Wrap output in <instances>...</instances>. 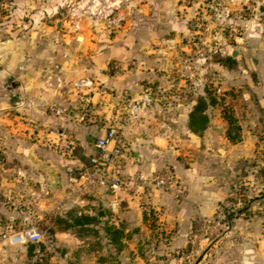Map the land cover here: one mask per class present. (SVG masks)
I'll list each match as a JSON object with an SVG mask.
<instances>
[{
	"label": "rangeland",
	"instance_id": "rangeland-1",
	"mask_svg": "<svg viewBox=\"0 0 264 264\" xmlns=\"http://www.w3.org/2000/svg\"><path fill=\"white\" fill-rule=\"evenodd\" d=\"M263 9L264 0H0V67L9 70L13 65L19 84L25 81L30 85L15 95L8 94L6 109L12 108L6 115L12 123L6 127L32 132L27 145L14 153L0 148V181L7 162L20 168L7 179H16L19 197L13 198V194L3 199L4 207L14 214L3 215L0 222L6 220L9 233L13 226L22 232L37 228L43 234L40 242L24 249L27 264H199L206 246L195 242L175 247V223L151 196L162 191L176 203L185 200L187 190L176 169L171 164L151 168L141 163L139 168L128 169L122 165L126 146H121L117 166L123 177L154 178L163 172L175 177L170 189L136 180L122 192L136 202L143 218L141 227L126 234L134 247L124 244L123 250H118L109 244L100 229L103 224L84 231L67 230L56 222L68 213H89L92 208L93 213L111 211L103 221L109 219L116 225L110 204L80 208L71 201L76 197L65 180L66 159L56 152L53 140L60 130H67L79 154L82 131L76 133L75 124L84 130L82 137L94 149L87 155L95 154L97 139L108 129L107 119L120 115L126 125V107L146 87L161 91L151 108L161 120L171 118L179 103L175 97L192 96L194 108L201 99L216 100L207 110L208 129L194 133L199 155L194 161L182 162L185 167L193 166L199 175L203 167L210 168L212 176L223 181L221 189L229 194L219 203L218 215L207 222L216 227L205 228L203 234L215 238L229 232L234 220H240L253 224L264 237V115L256 114L262 104L245 80L255 60L252 51H264ZM94 93L98 94L96 104L91 99ZM13 95L20 106L10 101ZM42 97L44 103L31 106ZM50 106L63 108L65 114H53ZM0 111L5 112L3 107ZM85 113L86 120L75 123L74 115ZM189 122L190 116L188 126ZM229 132L238 141H231ZM183 137L189 139L188 134ZM81 155L85 160L87 156ZM179 159L185 160L183 156ZM30 177L33 182L29 184L26 179ZM29 187L33 191H28ZM97 193L86 198L95 200ZM54 227L71 232L85 241L84 246L58 247ZM4 235L0 234V240H5ZM200 236L201 231L197 238ZM81 256L84 263L77 262ZM93 256L96 259L91 263Z\"/></svg>",
	"mask_w": 264,
	"mask_h": 264
},
{
	"label": "crops",
	"instance_id": "crops-1",
	"mask_svg": "<svg viewBox=\"0 0 264 264\" xmlns=\"http://www.w3.org/2000/svg\"><path fill=\"white\" fill-rule=\"evenodd\" d=\"M251 56H255V60H253L254 62L251 64L252 69L250 75H247L245 80H249V83L253 87V91L258 95L259 104H262V107L259 106V108H256L255 112L257 115L263 116L264 110L262 111L260 107L264 109V51H259V49L253 50ZM12 67L13 65L10 66V71L0 67V108L3 107V110H5L4 113H0V148L2 147L1 149L10 154L20 149L21 146L27 145V138L31 137L32 134V132L23 133L21 131L22 129L19 127H6V124L9 125L12 123L11 118L8 116L10 112H6L12 108L9 106L10 109H6L8 107L6 103L8 100L7 97H9L8 94L14 92L15 95L18 93V90L20 88L23 89L25 85L26 88L30 87L25 81L22 82L20 80L22 85L19 84V79L14 75L17 71L11 70ZM14 95L10 98V101L13 102L14 105L19 104L20 106L21 103L14 101ZM91 99L92 102L96 104L98 94L94 93ZM175 100H178L179 103L172 109L171 118L167 119L169 122L167 120H161L152 109V111H149L148 115L138 123H130L126 117L127 124L125 125V122L123 123L125 127L123 136L125 135L126 138L121 139L120 145L122 147L126 146V151L128 153L123 156L122 165L128 169L139 168L140 163L142 166L149 165L151 168L167 164L174 166L179 178H181V184H183L187 190L185 200L179 202L180 204L176 203L173 197L162 191H154L151 194L153 197L152 200L156 205L164 207L165 211L168 213L167 215L170 214L169 220H173L175 223L173 225L174 229L177 231L174 236L175 247L182 245L190 246L195 242L201 243L203 248L206 246L205 249H203L202 257L199 258V264H264V237L262 236L261 230L253 226V224H242L240 220H234L232 226H230L232 229L229 232L225 231L215 238H211L208 234H203L205 228L208 227L211 229L216 225L213 224L212 226L207 222L218 215L220 210L219 203L225 200L229 194L226 193L224 189H221L223 181L212 176L210 168L203 167V173L199 175V173L196 174V172L199 171L195 170L193 166L188 168L182 163L183 161L189 162L196 160L199 151H201L197 136L191 132L188 126L189 116L196 102L192 96L186 98L175 97ZM34 101L35 102L31 104L32 107L44 103V98L42 97ZM108 103L107 101L105 105L107 106ZM128 107H126V114ZM36 110L39 111L37 107ZM119 116L113 114L109 117L107 119V126L109 127L110 121L115 117L123 121ZM74 117L78 121H75V123H80L86 120L87 114H75ZM213 123H218L217 118H215ZM72 128H74V131L76 130V133L82 131V133H80L81 141L79 146H82L83 150H80L81 152L78 156L82 157V152L85 156H88L87 154L92 153L94 149L89 145L88 140L82 137V135H84V130L78 127V125L75 126V124ZM106 132L101 133L102 135L100 137H103ZM186 134H188L189 139L183 137ZM210 134V132L206 133L207 136ZM71 139V133L67 130H60L58 136L53 140V145L55 147L58 141H72ZM131 150L135 152L134 155L129 154ZM179 156H183L185 160H180ZM63 158L64 157H62V159ZM7 164H9V162H7ZM7 164V170H3L4 179L2 178V181H0V218L3 215L8 218L10 214H14L9 213L4 207V196L11 198L14 194L13 198H18L20 194V188L15 185L16 179L10 180L9 182L7 181V179L12 178L11 172L16 173L17 170L20 169L18 168L19 165ZM0 175H2L1 172ZM65 180L67 181L66 176ZM26 182L29 184L32 183L33 178H27ZM28 191L33 190L29 187ZM98 192L97 195H93L96 196L95 200H88L86 198L87 196H85L82 198L76 197V199L74 198L71 201L80 206V208L87 205L95 206L100 203L102 205L110 204L113 208L115 224L118 227H122L125 234H129L132 228L134 230L135 227L138 228L143 225L142 215L140 212L138 213L136 209L137 204L132 201L131 198L123 196V193L114 195L106 191ZM90 209V213H93L92 208ZM5 223L6 220L4 223L0 222V234L6 233L7 235L5 240H0V249L2 250L0 252V264H27V255L24 249L34 243L29 242L24 237L22 230H13V226H11V233H9V225H5ZM54 230H56V244L58 247L74 249L76 247H83L85 244V241L79 240L71 232L61 231L55 227ZM135 231H137V229ZM200 231L201 236L197 238L198 232ZM124 244H126L127 247H134L130 244L129 237L128 239L125 238ZM21 251L23 252L22 255L19 253ZM84 258L85 257L81 256V260L77 259V262L84 263ZM94 259H96V256H93V258L89 260L93 263L95 262Z\"/></svg>",
	"mask_w": 264,
	"mask_h": 264
},
{
	"label": "built area",
	"instance_id": "built-area-1",
	"mask_svg": "<svg viewBox=\"0 0 264 264\" xmlns=\"http://www.w3.org/2000/svg\"><path fill=\"white\" fill-rule=\"evenodd\" d=\"M161 94L160 90L152 87L143 89L141 95L130 103L127 109V118L130 123H138L143 120L154 106ZM50 111L58 116L64 115L61 107H49ZM124 125L119 118H113L106 134L97 139L95 147L97 152L88 155L84 160L77 154V147L72 141H58L56 151L67 160L65 174L68 186L73 197H85L96 191L111 192L120 195L140 180L144 183L154 184L155 187L170 189L175 183V177L170 172L157 174L154 178L140 176L138 179L123 177L117 169L122 156L121 139L124 134ZM2 162L0 160V166ZM24 237L32 243L40 242L43 234L37 228H29L23 231ZM4 239L7 235L3 236Z\"/></svg>",
	"mask_w": 264,
	"mask_h": 264
},
{
	"label": "trees",
	"instance_id": "trees-1",
	"mask_svg": "<svg viewBox=\"0 0 264 264\" xmlns=\"http://www.w3.org/2000/svg\"><path fill=\"white\" fill-rule=\"evenodd\" d=\"M215 103L216 100L213 98H210L209 101L207 99H201L199 101L198 105L190 114L189 128L193 133L201 134L208 129L210 118L208 116L207 110L210 105H214ZM230 124L232 125L233 121H230ZM227 136L233 142L238 141L239 139L233 136L230 132L227 134ZM110 212L111 211L105 210V212L102 213H68L65 217H59L56 222L59 225H63V227L67 230L79 228L84 231H91V229L86 228H98L100 224H103L104 227L100 229L105 233L108 243L116 247L118 250H123L124 240L126 238L125 231L122 229V227H118L110 223L109 219L103 221L106 216H110Z\"/></svg>",
	"mask_w": 264,
	"mask_h": 264
},
{
	"label": "water",
	"instance_id": "water-1",
	"mask_svg": "<svg viewBox=\"0 0 264 264\" xmlns=\"http://www.w3.org/2000/svg\"><path fill=\"white\" fill-rule=\"evenodd\" d=\"M214 130L217 131V132H219V133H224V132H225L224 129H222V128H217V127H214Z\"/></svg>",
	"mask_w": 264,
	"mask_h": 264
}]
</instances>
